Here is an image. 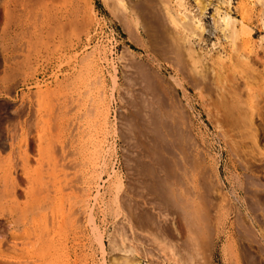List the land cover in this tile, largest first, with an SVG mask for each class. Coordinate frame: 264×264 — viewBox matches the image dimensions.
Instances as JSON below:
<instances>
[{
    "label": "rangeland",
    "instance_id": "rangeland-1",
    "mask_svg": "<svg viewBox=\"0 0 264 264\" xmlns=\"http://www.w3.org/2000/svg\"><path fill=\"white\" fill-rule=\"evenodd\" d=\"M127 1L0 0V264H264V5Z\"/></svg>",
    "mask_w": 264,
    "mask_h": 264
},
{
    "label": "bare ground",
    "instance_id": "bare-ground-1",
    "mask_svg": "<svg viewBox=\"0 0 264 264\" xmlns=\"http://www.w3.org/2000/svg\"><path fill=\"white\" fill-rule=\"evenodd\" d=\"M25 2V4L28 6V8H33V6H34V0H24ZM40 1H42L43 2V4H45V6H47L48 4H51L54 0H40ZM124 4H125V0H121ZM158 1H160V0H143V2H142V5L141 6H139L138 7V9L137 10H139V14L141 13V15H146V16H149L150 14V12H151V10L154 8L155 10H156V14L159 12V6H158ZM232 1V0H231ZM247 1V0H246ZM251 1V0H250ZM249 1V2H250ZM38 2V0H35V3H37ZM41 2V3H42ZM75 2H79V1H75ZM92 2V1H91ZM128 1L126 0V3H127ZM131 1H129V3H130ZM140 2V1H139ZM139 2H136L137 4L139 3ZM161 2H163L164 3V10H165V13H166V15H167V17H168V19H169V21L171 22V23H173L174 24V26H176V28H177V30H179L180 31V33L182 34V35H185V36H191L192 34L194 35L195 33H198L197 32V30H200V35L203 33V31H204V26H203V18H202V16H203V14H204V12H205V10L208 8V6L211 4V2L210 1H207V0H197V2H198V7H199V15L197 14V16H196V14H194V12H196V11H192L193 12V16H192V18H194V19H196V22L193 20V21H187V19H186V16H184L183 15V13H182V10H176V9H174V7H172L171 6V4H168L166 1L164 2V0L163 1H161ZM256 2L259 4V3H261V4H263L264 5V0H256ZM255 2V3H256ZM23 3V2H22ZM64 3V2H63ZM72 3H74V2H72ZM80 3V2H79ZM185 3V2H184ZM232 4V2H230V0H219L218 1V5H217V7H216V13H217V16H218V19H217V21H219V24L221 25V31H224V33L226 34V38L228 37H233L237 32H238V27H237V25H238V19L237 18H234V16L232 15V13L233 12H231L232 10H230V9H228V6H229V4ZM240 3V2H239ZM243 3V2H242ZM38 4V3H37ZM133 3L131 2V5H132ZM226 4V6H227V10H224L223 11V6ZM39 5V4H38ZM68 5V4H67ZM66 5V6H67ZM74 5H75V3H74ZM183 4H182V2L179 4V6H182ZM244 5V4H243ZM63 6V5H62ZM77 6H78V4H77ZM81 6V5H80ZM133 6V5H132ZM246 6H248V5H246ZM60 7V6H59ZM70 7V6H69ZM68 7V8H69ZM71 7H72V5H71ZM160 7H161V5H160ZM177 7V6H176ZM251 7V6H250ZM49 8H51V7H49ZM62 8V7H61ZM81 8V7H80ZM135 8V7H134ZM188 8V7H187ZM233 8V7H232ZM254 8V7H253ZM260 8V7H259ZM44 9V8H43ZM63 9V8H62ZM153 9V10H154ZM191 9V8H190ZM189 9V10H190ZM225 9V8H224ZM46 10H48V9H46ZM58 10H60V9H58ZM64 10V9H63ZM67 10H70L71 11V8H69V9H67ZM132 10H133V8H132ZM152 10V11H153ZM69 11V12H70ZM73 11H74V9H73ZM187 11V10H186ZM248 10H246V12H247ZM253 11V10H252ZM49 12V11H48ZM52 12V11H51ZM60 12H61V10H60ZM59 12V13H60ZM66 12H68V11H66ZM69 12L67 13L68 15H69ZM74 12H76V13H78L76 10L74 11ZM73 12V13H74ZM236 12V11H235ZM243 12V11H242ZM245 12V13H246ZM53 13V12H52ZM58 13V14H59ZM64 12H62V14H63ZM71 13H72V11H71ZM163 13V12H162ZM259 13H260V11H259ZM55 14V18H57L56 17V13H54ZM54 14H52V15H54ZM80 14V13H79ZM137 14H138V12H137ZM159 14V13H158ZM251 14V13H250ZM249 14V15H250ZM66 15V14H65ZM67 15V16H68ZM140 15V16H141ZM162 15V14H161ZM243 15H244V13H243ZM248 15V13L246 14V16ZM256 15V14H255ZM259 15V14H258ZM73 16V15H72ZM79 15L77 14V17H78ZM151 16V15H150ZM245 15L242 17V20L240 19V21L239 22H241V23H243V19H245V17H246ZM253 16H254V14H253ZM49 17H50V15H49ZM52 17V16H51ZM64 17V16H63ZM66 17V16H65ZM142 17V16H141ZM158 17V16H157ZM156 17V18H157ZM166 17V18H167ZM54 18V19H55ZM70 18V17H69ZM72 18V17H71ZM70 18V19H71ZM151 18H153V17H151ZM159 18V17H158ZM262 18V17H261ZM61 19V18H60ZM160 19V18H159ZM51 20V19H50ZM65 20H67L68 21V19H65ZM264 20V19H263ZM63 21V20H62ZM165 21V20H164ZM49 22V21H48ZM48 22L47 23H45L44 25H48ZM54 22H55V20H54ZM49 23H51V22H49ZM59 23V22H58ZM160 23H162V21L160 22ZM46 25V26H47ZM162 25H163V23H162ZM166 25V24H165ZM224 25V26H223ZM65 26V25H64ZM49 27V26H48ZM47 27V28H48ZM42 28H43V26H42ZM44 28H45V26H44ZM44 28H43V30H44ZM175 28V29H176ZM247 29V28H246ZM42 30V29H41ZM36 31V30H35ZM247 32H248V30H246ZM250 32V31H249ZM39 33V32H38ZM43 33V32H42ZM145 33L146 34H150V30H149V28H148V26H145ZM223 33V32H222ZM251 34V33H250ZM38 35V34H37ZM249 35V34H248ZM250 38V37H249ZM250 41V40H249ZM189 45H190V47L191 46H195L194 45V42H192L191 41V39H189ZM101 101V100H100ZM99 101V102H100ZM98 102V103H99ZM104 103V102H103ZM106 103V102H105ZM104 103V104H105ZM105 105H107V104H105ZM105 105H103V106H105ZM99 106L100 105H98V107H97V105H96V107L97 108H99ZM101 108V107H100ZM99 108V109H100ZM106 109V108H105ZM96 110V109H95ZM99 111V110H98ZM95 112H97V111H95ZM96 114V113H95ZM98 114V113H97ZM107 114V113H106ZM99 115V114H98ZM98 115H96V116H98ZM103 115V114H102ZM108 115V114H107ZM95 116V115H94ZM109 116V115H108ZM103 118V117H102ZM108 118V117H107ZM108 120V119H107ZM101 121V120H100ZM108 123V122H107ZM51 124V123H50ZM100 124V123H99ZM168 124V123H167ZM166 123H162V128H163V130H164V134H165V137L167 136V135H170L171 136V132H172V129L170 130V128H168V125H167ZM108 125V124H107ZM96 126H98V125H96ZM46 127H48L47 125H46ZM93 127H94V125H93ZM98 127H100V126H98ZM173 127V126H172ZM106 128H107V126H106ZM103 129V128H102ZM48 130V129H47ZM51 130V129H50ZM50 130L49 131H47V132H50ZM92 130H95V128H93ZM97 130H99V129H97ZM105 130V129H104ZM93 132V131H92ZM102 132V131H101ZM174 132V131H173ZM91 133V132H90ZM90 133H89V135H90ZM99 133V132H98ZM169 133H171V134H169ZM48 134V133H47ZM93 134V133H92ZM174 134V133H173ZM97 136H98V134H97ZM93 138V137H92ZM95 138V137H94ZM93 138V139H94ZM91 139V138H90ZM165 139V138H164ZM171 139V138H170ZM92 140V139H91ZM172 140V139H171ZM174 140V139H173ZM93 141V140H92ZM96 141V140H95ZM165 141V140H164ZM176 144V143H175ZM93 145V144H92ZM92 147H94V146H92ZM170 147H172V146H170ZM174 148V147H173ZM163 150L164 151H166L167 153H169L171 156H172V158L173 159H175L173 156H174V153L172 152V148H168L167 146L164 148L163 147ZM178 150V149H177ZM182 150V149H181ZM179 151H180V148H179ZM190 158V157H189ZM184 160V159H183ZM188 160V159H187ZM173 161V160H172ZM174 161H176V160H174ZM181 161V160H180ZM180 161H179V163H180ZM177 164V163H176ZM40 216V215H39ZM46 218V217H45ZM42 219V218H41ZM37 220V219H36ZM23 222H24V220H23ZM38 223V222H37ZM44 223H46V221H44ZM43 223V225H46V224H44ZM47 226V225H46ZM52 226H54V225H52ZM51 226V227H52ZM49 227V226H48ZM50 227V228H51ZM55 227V226H54ZM45 228V227H44ZM47 228V227H46ZM51 229H46V232H48V233H46V235H50V231ZM41 231L43 232L44 230H43V228L41 229ZM42 232H40V233H36V234H33V238L31 239V240H27L26 241V243L27 244H30L32 247H31V249L30 250H27L26 252H25V250L26 249H29V248H27V246H26V248H25V250H24V247L22 246L23 244H25V241L23 240V241H21L20 243H21V246L19 245V247H21L20 249H21V253L18 255V256H12V254H11V256H9V254H8V256H6V258L8 259V258H10L8 261H10V262H12L11 260H15V262H17L16 264H31L32 262H36L35 261V259H40V260H42V262H44V260L46 261V263L47 262H49V263H47V264H50L51 263V261H53L52 263L53 264H57L58 262L57 261H59V259L58 258H55V259H53V260H50V261H47L49 258H47V257H45V253H44V249H45V244H46V241H45V238H43V237H45L44 235L45 234H43ZM160 232V231H159ZM158 232V233H159ZM13 235V234H12ZM158 235V234H157ZM159 237H157L156 236V238L155 239H158ZM3 240V239H2ZM161 241V240H160ZM53 241H51V243L50 244H53L52 243ZM156 243H158V242H156ZM162 243V242H161ZM60 244V245H59ZM57 243V245H59V247L56 245V247H58V249L60 248V250H61V254H59V255H61L62 257H64L65 256V254H66V251H65V248L63 247V246H65L64 245V242H60V243ZM30 245H29V247H30ZM157 245V244H156ZM61 246V247H60ZM129 246H131V245H129ZM165 246V245H164ZM125 247V246H124ZM55 248V247H54ZM68 248V247H67ZM127 248V247H126ZM132 248V247H131ZM19 249V248H18ZM40 249V250H39ZM125 249V248H124ZM128 249V248H127ZM157 249H158V247H157ZM56 251V253L58 252V250L57 249H55ZM126 250V249H125ZM133 250V249H132ZM159 250V249H158ZM41 253H40V252ZM76 251V250H75ZM123 251V250H122ZM128 251H130V253L131 252H133V251H131V249L129 250L128 249ZM128 251H126V252H128ZM125 252V251H124ZM125 252V253H126ZM78 254V253H77ZM5 255H7V254H5ZM52 255H55V254H52ZM52 255L50 256V257H52ZM69 255V254H68ZM127 255V254H126ZM78 256V255H77ZM57 257H59L58 255H57ZM66 257V256H65ZM66 258H69V256H67ZM127 262H129L130 260H131V258H133V257H131V256H128L127 255ZM47 259V260H46ZM51 259V258H50ZM63 260V259H62ZM70 260V259H69ZM69 260H67V261H69ZM76 261V260H75ZM31 262V263H30ZM41 263V262H40ZM45 263V262H44ZM43 263V264H44ZM45 263V264H46ZM51 263V264H52ZM13 264H15V263H13ZM34 264H36V263H34ZM62 264V263H61ZM64 264V263H63ZM66 264V263H65ZM69 264V263H68ZM76 264V263H75ZM129 264V263H128Z\"/></svg>",
    "mask_w": 264,
    "mask_h": 264
}]
</instances>
